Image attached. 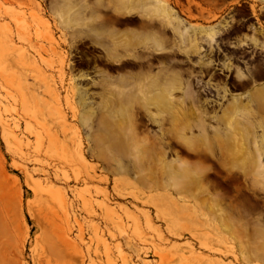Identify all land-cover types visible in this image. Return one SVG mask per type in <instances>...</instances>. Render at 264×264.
<instances>
[{
	"label": "rangeland",
	"instance_id": "1",
	"mask_svg": "<svg viewBox=\"0 0 264 264\" xmlns=\"http://www.w3.org/2000/svg\"><path fill=\"white\" fill-rule=\"evenodd\" d=\"M0 264H264V0H0Z\"/></svg>",
	"mask_w": 264,
	"mask_h": 264
},
{
	"label": "bare ground",
	"instance_id": "2",
	"mask_svg": "<svg viewBox=\"0 0 264 264\" xmlns=\"http://www.w3.org/2000/svg\"><path fill=\"white\" fill-rule=\"evenodd\" d=\"M148 26V25H147ZM147 28V27H146ZM147 30H148V28H147ZM145 31H146V29H145ZM111 50V49H110ZM109 53H111V52H109ZM141 77V76H140ZM141 80V79H140ZM139 83V82H138ZM150 83V82H149Z\"/></svg>",
	"mask_w": 264,
	"mask_h": 264
}]
</instances>
